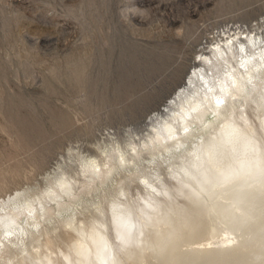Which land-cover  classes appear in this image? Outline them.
<instances>
[{
  "label": "clouds",
  "instance_id": "obj_1",
  "mask_svg": "<svg viewBox=\"0 0 264 264\" xmlns=\"http://www.w3.org/2000/svg\"><path fill=\"white\" fill-rule=\"evenodd\" d=\"M194 61L142 123L0 191V264H264V17Z\"/></svg>",
  "mask_w": 264,
  "mask_h": 264
},
{
  "label": "rangeland",
  "instance_id": "obj_2",
  "mask_svg": "<svg viewBox=\"0 0 264 264\" xmlns=\"http://www.w3.org/2000/svg\"><path fill=\"white\" fill-rule=\"evenodd\" d=\"M260 17L264 0H0V191L69 141L142 123L209 33Z\"/></svg>",
  "mask_w": 264,
  "mask_h": 264
},
{
  "label": "bare ground",
  "instance_id": "obj_3",
  "mask_svg": "<svg viewBox=\"0 0 264 264\" xmlns=\"http://www.w3.org/2000/svg\"><path fill=\"white\" fill-rule=\"evenodd\" d=\"M194 65H195V61H194ZM187 76V75H186ZM184 83V82H183Z\"/></svg>",
  "mask_w": 264,
  "mask_h": 264
}]
</instances>
